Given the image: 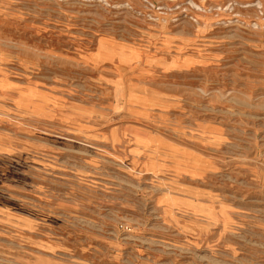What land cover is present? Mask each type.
Masks as SVG:
<instances>
[{
    "label": "rangeland",
    "instance_id": "rangeland-1",
    "mask_svg": "<svg viewBox=\"0 0 264 264\" xmlns=\"http://www.w3.org/2000/svg\"><path fill=\"white\" fill-rule=\"evenodd\" d=\"M0 264H264V0H0Z\"/></svg>",
    "mask_w": 264,
    "mask_h": 264
}]
</instances>
